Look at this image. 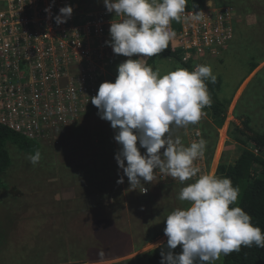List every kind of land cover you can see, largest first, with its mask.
<instances>
[{"label":"rangeland","instance_id":"rangeland-1","mask_svg":"<svg viewBox=\"0 0 264 264\" xmlns=\"http://www.w3.org/2000/svg\"><path fill=\"white\" fill-rule=\"evenodd\" d=\"M94 1L73 0L82 13ZM212 1L230 5L237 12L234 39L221 56L211 57L204 64L222 78L219 97L229 103L227 112L222 125L217 127L214 118L203 109L204 115L196 125H189L186 132L174 128L173 135L180 136L185 146L203 138L207 174L221 177L216 173L218 164H233L234 157L245 148L232 138L233 122L241 124L248 120L254 131L264 132V0ZM97 2V6L104 5L103 0ZM127 59L119 54L102 82H114L117 66ZM145 59L161 74L182 68L179 61L163 55H157L152 64L149 57ZM253 63L258 65L250 71ZM115 133L94 107L76 125L63 128L54 140L41 143L43 152L35 166L28 160L30 154L8 144L11 165L0 179V264H149L150 250L167 239L164 232L155 237L164 230L167 215L190 206L178 198L180 190L197 178L170 185H160L157 179L144 183L141 178L149 189L146 195L138 190H126L124 195L116 190L109 194L114 203L106 204L111 202L110 197L101 199L100 191H85L91 180L82 179L84 174L79 173L73 179L71 170L90 169L93 163L101 167L109 154L115 159L121 147L114 139ZM247 148L253 146L247 144ZM102 149L104 156L100 158L97 152ZM259 154L264 156V152ZM259 170L256 165L254 171ZM92 210L98 213L95 219ZM97 218L113 221L110 236H95ZM164 248L167 253V243ZM100 249L107 258L98 257ZM57 251L66 261H57ZM171 251L179 254L182 248L178 245ZM214 264H223V255Z\"/></svg>","mask_w":264,"mask_h":264},{"label":"clouds","instance_id":"clouds-1","mask_svg":"<svg viewBox=\"0 0 264 264\" xmlns=\"http://www.w3.org/2000/svg\"><path fill=\"white\" fill-rule=\"evenodd\" d=\"M106 11L118 19L110 23V44L115 54L128 57L121 62L114 82L104 81L91 102L101 119L110 122L115 141L121 146L115 159L129 182V191L146 193L141 182H152L156 171L165 177L190 180L200 171L194 161L202 158L206 141L201 138L185 146L174 128L196 125L210 107L212 98L206 81L216 82L210 65H197L194 70L178 68L161 74L146 62L168 48L176 33L172 21L199 22L202 11L186 16L188 0H103ZM51 5L45 8L49 13ZM65 5L54 17L59 25L72 15ZM134 55L139 58L132 59ZM139 146L146 149L141 154ZM163 149V152H161ZM39 150L28 160L34 166L40 161ZM126 161V164H125ZM120 176L117 183H123ZM238 186L228 177L203 174L182 187L178 198L189 202L185 209L177 208L167 215L164 234L167 253L161 252V264H214L221 255L239 252L241 247L255 245L264 248V232L253 225L252 217L236 204ZM181 246L182 252L171 249ZM104 258L103 249L98 250Z\"/></svg>","mask_w":264,"mask_h":264},{"label":"built area","instance_id":"built-area-1","mask_svg":"<svg viewBox=\"0 0 264 264\" xmlns=\"http://www.w3.org/2000/svg\"><path fill=\"white\" fill-rule=\"evenodd\" d=\"M96 3L82 13L73 0H0L1 124L47 143L96 107L91 97L119 56L106 41L111 40L110 23L120 19ZM49 5L50 15L45 12ZM65 5L73 8L72 15L58 25L54 17ZM185 11L189 17L202 11L204 18L199 22L182 19L170 45L180 51L179 63L194 70L209 58L221 56L228 47L234 38L236 10L230 5L204 2ZM170 27L173 30L172 22ZM175 129L186 132L188 127ZM137 147L141 154L146 152L139 142ZM194 166L200 170L194 178L207 174L204 156L195 160ZM155 175L162 185L180 182L159 170Z\"/></svg>","mask_w":264,"mask_h":264},{"label":"trees","instance_id":"trees-1","mask_svg":"<svg viewBox=\"0 0 264 264\" xmlns=\"http://www.w3.org/2000/svg\"><path fill=\"white\" fill-rule=\"evenodd\" d=\"M204 1L205 0H188L185 10L199 8L204 4ZM172 28L177 32L180 29V22L172 21ZM159 54L171 56L174 59L181 61L180 51L172 50L170 43L168 48ZM154 57L155 56L149 57V63L152 64L154 62ZM257 65L258 64L253 63L250 71H253ZM182 66L189 71L193 70L189 64H183ZM222 82L221 77H216L215 83L206 81L212 98V104L210 107H205L204 109L209 116L214 118L217 127L222 125L228 108L227 104H229L221 100L219 97ZM232 135V138L245 146V148L242 150L234 164H229L224 161L220 162L217 166L216 173L222 178H230L233 186L239 187L240 196L236 204L252 217L253 225L260 227L262 232H264V156L259 154V152H264V132L254 131L250 126L249 121L243 120L241 124L233 122ZM9 143L17 145L30 155L35 154L37 150L40 151L41 155L43 152L41 143L29 139L0 123V179L1 175L11 165V157L8 151ZM247 144H251L253 149L247 148ZM255 150L258 152H255ZM99 151L97 153H99L101 158L104 156V150L102 149ZM113 158V155H107L106 164H102L101 167L97 166L96 163H93V166H90V169L84 167L73 169L71 170L72 178L76 179V176L79 173L84 174L82 179H87V181L90 179L91 183L84 187L85 191L107 192L121 188L122 183H117V180L122 174L118 171ZM235 158L236 156L234 157V160ZM256 165L260 166V170L257 172L254 171ZM124 179L126 180V188L129 189L127 176L124 175ZM91 185H94L93 187L96 189H92ZM99 222L101 225L95 227V236L103 237L104 234L110 236L109 233L112 230L111 226L113 221L105 218L101 219ZM111 232H113V230ZM57 252V261H66V258H64L65 256H62L60 251ZM161 252V248L151 250L149 263L161 264ZM223 264H264V248H259L255 245L251 247L242 246L239 252L223 255Z\"/></svg>","mask_w":264,"mask_h":264},{"label":"crops","instance_id":"crops-1","mask_svg":"<svg viewBox=\"0 0 264 264\" xmlns=\"http://www.w3.org/2000/svg\"><path fill=\"white\" fill-rule=\"evenodd\" d=\"M204 2H206V3H210V2H214V1H212V0H205ZM215 3V2H214ZM219 4H221V5H224V4H222V2H219L218 3V5ZM236 10V9H235ZM236 15H237V12H236ZM235 34H236V32L234 31V37H235ZM234 39V38H233ZM232 39V40H233ZM245 82V81H244ZM242 86H243V84L241 85V87H240V89L242 88ZM240 89L238 90V91H240ZM238 93V92H237ZM241 154V152L236 156V158H235V160H234V163H235V161L237 160V158L239 157V155ZM114 161H115V164H116V167H117V169H118V171L120 172V174H122V176H124V173H123V170L121 169V168H119L118 167V164H117V161H116V159H114ZM233 163V164H234ZM126 184V180L124 179V182L122 183V185H121V188H118V189H115V190H113V191H107V192H100V195H101V199L104 197V196H106V197H110V200H111V197H112V195H109V194H115V191L117 190L118 191V193H120L121 192V194L122 193H124V195H125V191L126 190H129L128 188H126L127 186L125 185ZM160 184V183H159ZM160 185H162V184H160ZM139 191V190H138ZM140 192V191H139ZM141 193V192H140ZM142 194V193H141ZM109 195V196H108ZM142 195H146V194H142ZM125 199H126V197H125ZM99 203V202H98ZM108 203H114V200H111V202H107L106 204H108ZM104 205V204H103ZM105 208H103V211L104 212H107V210H104ZM129 210H131V209H129ZM113 213H115V212H113ZM92 218L93 219H95L96 218V216H98V213H96V211L95 210H92ZM118 214V213H117ZM100 217V216H99ZM101 219H105V218H100V219H98L97 218V221H96V224L97 225H101L100 224V220ZM95 221V220H94ZM107 221V220H106ZM96 225V227H98ZM162 232H164L163 230L162 231H160L158 234H156L155 235V237H157V236H160V234L162 233ZM149 241V240H148ZM166 243H167V239L164 241V242H162L159 246H157L156 248H161L162 249V251L164 252V250L163 249H165L164 247H166ZM156 248H154V249H156ZM153 250V249H152ZM150 252H151V250H150ZM149 253V252H148ZM165 253V252H164ZM149 256H150V253L148 254V261H149ZM150 264V263H149Z\"/></svg>","mask_w":264,"mask_h":264}]
</instances>
